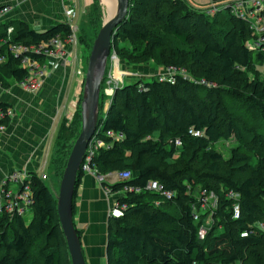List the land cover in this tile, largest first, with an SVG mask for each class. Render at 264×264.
Returning a JSON list of instances; mask_svg holds the SVG:
<instances>
[{
  "label": "trees",
  "instance_id": "trees-1",
  "mask_svg": "<svg viewBox=\"0 0 264 264\" xmlns=\"http://www.w3.org/2000/svg\"><path fill=\"white\" fill-rule=\"evenodd\" d=\"M99 9L96 0L89 14L91 26ZM9 27L13 28L9 41L0 49L2 87L8 86V80L19 83L26 76L7 44L37 45L56 37L64 40L71 33L66 23L38 31L22 21H10L0 26V41L7 39ZM162 35L172 38L176 46ZM78 38L83 42L81 35ZM250 39L248 24L225 10L212 14L187 0H129L127 18L115 30L112 43L122 42L124 49H130L128 57L133 62L183 69L191 80L176 75L173 82L152 78L124 84L114 90L101 115L100 100L97 130L105 147L96 151L90 166L102 176L132 175L129 180L103 183L110 192L124 191L117 201L118 207L124 206L122 215L109 218L107 264H246L248 256L262 264L257 249L264 244V135L249 138L222 101L223 96L238 98L264 120V79L255 69L264 63V53L250 50L246 46ZM32 57L41 64L44 61ZM106 80L107 73L101 89ZM200 80L212 86L199 85ZM78 105L57 137L52 165L59 176L80 131ZM0 108L7 106L0 104ZM8 121L0 120V125ZM107 132L122 138H109ZM231 137L238 145L225 161L213 145ZM176 140L180 147L175 146ZM191 149L203 153L208 173L202 179L172 164L184 161ZM254 158L256 163L251 165ZM234 169L239 181L234 180ZM81 175L80 168L77 182ZM27 177L31 219L27 222L26 214L0 211V264H71L56 197L37 174ZM149 182H156L159 191L147 189ZM212 184L220 186V196L207 225L200 218L207 210L194 221V210L201 207L193 191L202 186L208 192ZM164 192L171 197H164ZM230 194H237L238 199ZM234 203L239 205L238 219H233ZM200 226L206 228L204 239L198 237Z\"/></svg>",
  "mask_w": 264,
  "mask_h": 264
},
{
  "label": "crops",
  "instance_id": "crops-1",
  "mask_svg": "<svg viewBox=\"0 0 264 264\" xmlns=\"http://www.w3.org/2000/svg\"><path fill=\"white\" fill-rule=\"evenodd\" d=\"M187 1L196 8L211 9L234 0ZM6 4L7 0H0V6ZM76 14L77 19V10ZM10 21H22L40 31L53 27V21L66 22L59 0H18L2 24ZM74 23L78 24L76 20ZM46 64V74L39 92H26L12 80L7 81V87H0V104L14 111L13 118L0 133V197L3 182L12 175L35 173L39 177L45 176L46 180H57L52 165L57 153L56 141L62 124L70 122L80 102L87 67L83 44L78 38L76 45L65 48L64 60H47ZM109 102L102 103L103 111L104 107H109ZM116 181L113 177L105 182L113 184ZM15 186L18 185L8 182V191ZM122 195L121 192L106 190L103 184L88 174L81 175L77 182L73 222L80 234L86 264H107L109 218Z\"/></svg>",
  "mask_w": 264,
  "mask_h": 264
},
{
  "label": "built area",
  "instance_id": "built-area-1",
  "mask_svg": "<svg viewBox=\"0 0 264 264\" xmlns=\"http://www.w3.org/2000/svg\"><path fill=\"white\" fill-rule=\"evenodd\" d=\"M18 0H7V4L0 6V25H3V19L11 10L12 5L17 3ZM62 8L63 15L66 20V24L70 27V35L62 40L60 37L53 38L49 42L40 43L37 45H25L19 43H10L7 44L8 52L14 57L19 59V68L26 72L24 79L17 83L18 86L30 93H37L40 91L42 86V79L46 74V62L47 60H52L53 62H59L65 58V48L68 46H74L78 42V26L74 23L77 17L76 9L73 6V2L70 0H59ZM219 10H225L229 14L245 21L248 24V28L251 31V39L246 43V46L252 51H260L264 53V0H234L231 3H227L222 7H215L210 9V13H216ZM34 30L39 29L32 27ZM13 31L12 27L7 28L6 34L7 39L0 41V49L3 44H6L9 40V37ZM32 56H40L43 58V63ZM126 75V74H125ZM178 75L185 79L191 80L190 76L186 74L183 69H177L175 67H167L163 72H161L156 78L159 82H173L174 77ZM264 79V75H263ZM111 81H109L110 83ZM122 81H115V84L110 88V93L118 87L124 85ZM199 85L210 87L212 84L207 83L205 80H200L197 82ZM1 87V85H0ZM110 103V102H109ZM14 116V111L11 108H0V120H10ZM4 124L0 125V133L5 129ZM192 136H200V132H191ZM106 136L115 140L121 139V135L114 134L112 132H107ZM175 146L180 147L181 142L179 140L175 141ZM105 147V144L102 140L98 138V130L95 131L94 136L91 138L86 149V155L83 164L81 165V170L83 174H88L96 179L99 184H103L107 178H116L120 181L129 180L131 178L130 172H116L110 173L105 176H102L97 173V171L90 166V161L93 155L99 148ZM40 180L45 181V176H40ZM28 177L27 175L17 176L12 175L8 180H5L2 184V197L0 198V211L3 210L6 213H16L18 215H25L31 205V190L28 183H26ZM12 182L16 183L19 187L17 193L13 195L11 191L6 190L7 183ZM147 189L159 191V186L156 182H149ZM130 191H132L130 189ZM137 192V189H133ZM6 192V193H5ZM124 193V191H123ZM162 195L166 198H170L171 194L164 192ZM231 197L238 199L237 194H230ZM212 195H208L206 190L201 192L199 198L200 207L204 209H213L215 208L216 202L212 203L209 201ZM116 207L112 210L111 216L118 218L122 215V209ZM233 219H238L240 216V209L238 203H234L232 207ZM199 220V213L194 210V221ZM261 227H263L261 225ZM206 234V228L200 226L198 229L199 239H204ZM244 233L242 236H246Z\"/></svg>",
  "mask_w": 264,
  "mask_h": 264
},
{
  "label": "rangeland",
  "instance_id": "rangeland-1",
  "mask_svg": "<svg viewBox=\"0 0 264 264\" xmlns=\"http://www.w3.org/2000/svg\"><path fill=\"white\" fill-rule=\"evenodd\" d=\"M115 1V0H114ZM75 2V3H74ZM73 6L78 12L79 17L76 19V23L78 28H79V35L82 36L83 44L84 46V54H85V60H86V65H87V58L90 53V48L92 46L93 40L95 39L98 30L101 27V24L105 20L106 17V8L103 4L100 3L99 0H97L98 5L100 7L99 9V15L98 19H96L93 22V26L90 25V12L91 8L95 6L96 0H74ZM94 4V5H93ZM212 8V7H210ZM224 12V11H223ZM35 13V11H34ZM100 17V18H99ZM93 20V19H92ZM60 22L58 21H53V26L58 24ZM163 36V35H162ZM164 39L169 40L173 46H176V43L170 38L169 36H163ZM80 44H78L79 46ZM125 46L122 42H118L117 44L112 43L111 45V51H110V56L108 59L107 63V80L105 81L102 89L100 90V100L102 103H106L108 100L111 101L112 99V92L110 93V88L115 84V81H122L123 83H132L138 79H141L143 81H151L152 78H156L161 72H163L168 66L164 67H159L155 65L154 63H136L130 60L129 56V51L130 49H124ZM256 71L260 73L261 75H264V63L262 64H257L255 66ZM185 71V70H184ZM86 72V70H85ZM116 72L120 76L118 77ZM187 75V71H185ZM126 74V75H125ZM6 77V75H3ZM249 77H252L251 74L248 73ZM109 81H111L109 83ZM121 82V83H122ZM81 99V98H80ZM223 104L225 105L226 109L228 110L229 114L237 119L240 120L241 124L243 127L246 129L247 133L249 134V138L252 135H264V120L259 116V114L253 109L250 108L248 105H246L244 102H241L240 99L235 98V97H222ZM80 104V103H79ZM79 107V105H78ZM108 107H104V110L101 108L100 110V115L106 113ZM238 145L237 140L234 137H231L230 140L224 141L221 140L217 144L213 145L214 149L222 156L223 160L228 161L231 158V149L236 147ZM250 149L253 151L256 150L255 147L250 146ZM251 165H254L256 163L255 158L251 159L249 161ZM173 165L179 167V168H187L190 170L189 172L191 175L195 176L196 178H201L202 175L207 174V167L205 165L203 153L201 151H197L194 149L188 150L185 154L184 161L179 160L173 161ZM234 180L239 181V176H238V170L234 169ZM50 180L47 179L43 181L46 186L50 189L51 193L56 197L59 191V186H60V181H61V176L57 175V180ZM206 184V183H205ZM212 187L210 188V191L207 192L208 195H212L211 199L209 200L212 203L216 202L215 208H217L219 196H220V186L215 187L216 185L212 184ZM17 187L15 186L12 189L13 195L16 194L17 192ZM202 186H198L194 189L193 191V196L199 200L201 196V192L203 191L201 189ZM3 189V188H2ZM8 190V187L6 188ZM6 193V192H5ZM2 197V193H1ZM0 197V198H1ZM206 209L201 207L200 209L198 208L197 212L204 213ZM264 210V207H263ZM209 213H204L201 218L203 224L210 225L211 220H212V215L210 212L213 211V209H210ZM31 214L28 211L25 215V220L28 222L30 220ZM259 259L261 260L262 264L264 263V244L257 249ZM34 252H32V255ZM33 264V263H30ZM38 264V263H37ZM246 264H255V261L248 256Z\"/></svg>",
  "mask_w": 264,
  "mask_h": 264
},
{
  "label": "water",
  "instance_id": "water-1",
  "mask_svg": "<svg viewBox=\"0 0 264 264\" xmlns=\"http://www.w3.org/2000/svg\"><path fill=\"white\" fill-rule=\"evenodd\" d=\"M99 1L103 4L102 0ZM128 12L129 0H115L114 13L103 21L91 46L80 100L81 127L65 163L56 196V210L71 264H86L73 222V198L78 171L84 162L88 143L97 130L100 90L112 39L117 27L127 18Z\"/></svg>",
  "mask_w": 264,
  "mask_h": 264
},
{
  "label": "bare ground",
  "instance_id": "bare-ground-1",
  "mask_svg": "<svg viewBox=\"0 0 264 264\" xmlns=\"http://www.w3.org/2000/svg\"><path fill=\"white\" fill-rule=\"evenodd\" d=\"M102 3L106 8V13H107L105 19H108V17H110L115 11V1L114 0H102ZM116 74L118 77L120 76V73L118 74L116 72Z\"/></svg>",
  "mask_w": 264,
  "mask_h": 264
}]
</instances>
